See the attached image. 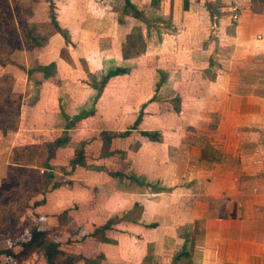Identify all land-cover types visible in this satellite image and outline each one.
Here are the masks:
<instances>
[{"label": "crops", "instance_id": "obj_1", "mask_svg": "<svg viewBox=\"0 0 264 264\" xmlns=\"http://www.w3.org/2000/svg\"><path fill=\"white\" fill-rule=\"evenodd\" d=\"M127 2L53 1L23 52L22 130L67 135L39 163L63 180L40 210L55 231L109 224L100 264H264V0L237 19L229 1Z\"/></svg>", "mask_w": 264, "mask_h": 264}, {"label": "trees", "instance_id": "obj_2", "mask_svg": "<svg viewBox=\"0 0 264 264\" xmlns=\"http://www.w3.org/2000/svg\"><path fill=\"white\" fill-rule=\"evenodd\" d=\"M186 1V0H184ZM18 5H13L8 0H3L0 3V26L3 25V27L6 28L7 31L3 34V39L13 38L15 44L17 45V49L21 51L30 52L32 49L40 48L41 46H44L46 44V39L44 36H39V31H37L34 27L30 25V22L34 16V12H24L22 9V6L24 7L29 6V2H19ZM126 4H129L126 0ZM32 5V4H31ZM186 4L184 3V7ZM2 7L5 8V11H2ZM32 7V6H31ZM50 19L52 22H54V14L53 12L50 15ZM54 24H56L54 22ZM10 29V30H9ZM14 32V37H10V34ZM4 53H9L7 50H3ZM31 56V55H30ZM7 57L5 61H3L2 65L7 66L11 64L7 61ZM22 69H24L23 66H21ZM47 67H42L41 65H38L37 69H42L43 71L46 70ZM31 70L28 71V76H30ZM8 79V75L2 76L0 75V85L3 86L5 80ZM7 81V80H6ZM14 79H12V85H8L5 89L2 88V92L5 95V98H3V108H6L3 112L2 116L0 114V120H6L7 117L10 115L8 114L12 110V106H14V112L18 116L20 113V101L21 97L20 95L17 97V103L15 102V99H11L12 96V87H13ZM3 108L1 109L3 111ZM4 124V126H3ZM9 128L7 125H5L4 122H0V131L6 132ZM67 136V135H66ZM66 136H56L52 140L46 141L45 144V153L46 157L44 162V167L49 168L48 161L52 160L55 156V152L58 147H61L66 142ZM29 146V145H28ZM27 146H20V150L26 151ZM16 153L18 149L16 148ZM14 150V153H15ZM78 154V155H77ZM120 154L121 152L115 153V155ZM76 158L72 160V166L77 164H83L85 161L84 152L80 151L79 153H76ZM118 157V156H116ZM16 161L12 162V165H9L10 169H16V168H25L24 165L27 163V161L31 160V155H28L26 152L23 157H21L19 160H17V157L15 156ZM18 161V162H17ZM23 167H20V166ZM112 175H116L119 178L124 177V175L121 171H112ZM8 176H10L8 174ZM7 176V177H8ZM12 177V175H11ZM18 178L12 177V179L9 177L7 179H1L0 183V193L3 194L6 192V189L8 187H12L14 185L19 184ZM62 181L60 179H55L54 175L47 171L45 176L39 181V186L37 187V190L40 195H42L40 198L34 199L31 201V199L26 198L23 203L22 207L23 210L19 211V216L25 217V220L27 219L28 222H30V226H32V231L29 234V237L27 239H19L14 241L15 238L13 236L7 235V237H4L3 240L6 244L3 247H0V258L3 259L4 264H19V254L18 251H16L15 246H18L26 255L30 256L33 251H41L44 261L46 264H100L101 258L103 256L102 252L98 250L97 243L103 240L104 234L107 230H109V224L104 226H96L94 227L90 232L84 233L83 235L80 234V236H77L76 240L70 239L71 237H67V239L63 240H56V239H48L49 233L52 229L49 224V217H55L57 221H61L62 219V213H53V212H45V210H40L41 206H46L49 204L47 198L45 197L46 194L56 188H59L62 186ZM25 181H22L24 183ZM5 189V192L3 191ZM19 194L15 192V190H9L6 193V196L10 197H18ZM21 195V194H20ZM16 207V206H15ZM10 208L12 210L13 208ZM76 235H79L76 233ZM20 237V236H18ZM91 239L92 241H95V244L92 246V244L86 243L91 242L89 241ZM79 242L82 243L84 250L80 251L79 254L75 255H67L68 252L70 253L73 247V243L79 244ZM86 248V249H85ZM87 251V252H86Z\"/></svg>", "mask_w": 264, "mask_h": 264}, {"label": "rangeland", "instance_id": "obj_3", "mask_svg": "<svg viewBox=\"0 0 264 264\" xmlns=\"http://www.w3.org/2000/svg\"><path fill=\"white\" fill-rule=\"evenodd\" d=\"M3 0H0V3ZM13 5H18L17 3L19 2H29V6L24 7L22 6V9L24 12H34V16L30 22V25L34 27L37 31L41 32L44 30L46 27V23L44 21V17L48 16L50 17L51 13L55 10L53 9V1H67V0H8ZM34 1H50L49 5L45 6H40L38 8L32 9L31 4ZM116 1V0H115ZM118 1V0H117ZM200 1H208V0H200ZM222 1V0H219ZM2 11H5V8L2 7ZM54 14V12H53ZM52 21H50L51 23ZM50 30L51 26L47 27L46 30ZM10 30V29H9ZM6 28L3 27V25L0 26V75L5 76L8 75V79L5 80L3 86L0 85V114L2 116L3 112L6 108H3V98H5L4 93L2 92V88L5 89L8 85H12V79H14L13 87H12V100L15 99V102L17 103V97L20 95L22 96V86H23V79L21 78L20 74L21 73V66L22 63L25 62V54L23 53L24 51H21L17 49V45L14 42L13 38H6L3 39V34L5 33ZM68 36H66V39L69 41L71 39L69 33H65ZM14 32L10 34V37H14ZM3 50L9 51V53H4ZM32 55V54H31ZM34 56V54H33ZM7 57V61L10 62L11 64L4 66L2 65L3 61H5ZM26 63H28L26 59ZM1 84V83H0ZM21 105V101H20ZM3 108V111L1 110ZM14 106H12V110L8 113L10 114L6 120H0V122H4L5 125L9 128L6 132V136H3L2 133L0 132V183L1 179H7L12 177L18 178V182H20L17 185L10 186L6 189L3 190L5 193L1 194L0 193V247L5 246L7 243L4 242L3 238L7 237V235H12L14 241L19 240V239H27L29 237V234L32 231V226H30V222L25 220V217L19 216V211L23 210L22 203L23 201L28 198L34 200L36 199V196L38 195V190L37 187L39 186V178L41 177L42 173L41 171H44L40 168L41 160L45 156V149L43 146V143L38 141V139H34L31 137L30 134L24 132V127L23 123H20L19 117L15 114L14 112ZM22 121V120H21ZM24 121V120H23ZM25 124V123H24ZM4 126V124H3ZM21 129V130H20ZM20 132H19V131ZM25 134H24V133ZM17 135V138H16ZM35 135V134H34ZM15 138L19 141H26L30 140L32 141L31 144H27L26 151L25 150H20V146L15 147L11 149V145H13L15 141ZM35 140V141H34ZM38 141V142H37ZM29 145V146H28ZM6 146L8 149H6ZM18 149L17 153L15 149ZM15 150V153H14ZM28 153V155H33L31 160L27 161V163L24 165L25 168H16V169H10L9 168V163L15 162L17 157V160H19L21 157L24 156L25 153ZM18 162V161H17ZM40 163V164H39ZM26 165H28L26 167ZM8 174L10 176H8ZM12 175V177H11ZM8 176V177H7ZM22 181H25L22 183ZM9 190H15V192L18 195V197H10L6 196V193ZM21 194V195H20ZM13 208L10 210V208ZM87 230H81L80 229H75V230H70L69 232L67 229H51L49 233L48 239H56V240H63L65 239L69 233L73 234L75 232H86ZM88 232V231H87ZM90 232V231H89ZM68 234V235H67ZM20 236V237H18ZM91 241L92 246L95 244V241L89 239ZM90 244V242H89ZM84 248V247H83ZM16 251H18L19 254V264H46L44 261V257L41 253V251H33L30 256L26 255L21 252L20 248L18 246H15ZM86 249V248H85ZM84 250V249H83ZM87 252V251H86ZM0 264H4L3 259L0 258Z\"/></svg>", "mask_w": 264, "mask_h": 264}, {"label": "built area", "instance_id": "obj_4", "mask_svg": "<svg viewBox=\"0 0 264 264\" xmlns=\"http://www.w3.org/2000/svg\"><path fill=\"white\" fill-rule=\"evenodd\" d=\"M222 1H229L230 2L229 9H230V12L232 13V18L237 19L239 17V13H240L239 7L237 5L239 0H222Z\"/></svg>", "mask_w": 264, "mask_h": 264}]
</instances>
